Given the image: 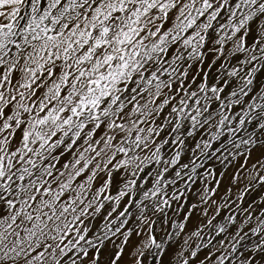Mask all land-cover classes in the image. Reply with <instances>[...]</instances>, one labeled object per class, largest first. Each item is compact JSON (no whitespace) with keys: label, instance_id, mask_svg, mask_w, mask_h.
<instances>
[{"label":"snow or ice","instance_id":"6c2138e0","mask_svg":"<svg viewBox=\"0 0 264 264\" xmlns=\"http://www.w3.org/2000/svg\"><path fill=\"white\" fill-rule=\"evenodd\" d=\"M0 264H264V0H0Z\"/></svg>","mask_w":264,"mask_h":264}]
</instances>
